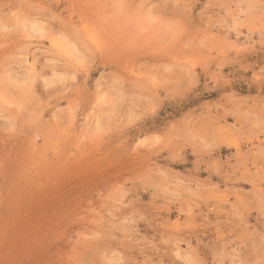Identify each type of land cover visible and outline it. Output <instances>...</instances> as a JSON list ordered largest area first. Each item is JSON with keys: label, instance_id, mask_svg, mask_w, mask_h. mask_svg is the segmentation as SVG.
<instances>
[{"label": "rangeland", "instance_id": "1", "mask_svg": "<svg viewBox=\"0 0 264 264\" xmlns=\"http://www.w3.org/2000/svg\"><path fill=\"white\" fill-rule=\"evenodd\" d=\"M262 75L219 0H0V264H264Z\"/></svg>", "mask_w": 264, "mask_h": 264}, {"label": "clouds", "instance_id": "2", "mask_svg": "<svg viewBox=\"0 0 264 264\" xmlns=\"http://www.w3.org/2000/svg\"><path fill=\"white\" fill-rule=\"evenodd\" d=\"M219 3L228 10L229 15L235 18L244 17L246 20L258 19L264 22V0H219ZM261 78H264L262 75ZM180 135H191V130H180ZM203 140V137H196ZM178 264H239L236 259L222 258L220 255L213 256L209 260L200 258L196 249L189 245L187 248L174 253ZM94 264H120L118 260H109L99 255Z\"/></svg>", "mask_w": 264, "mask_h": 264}]
</instances>
